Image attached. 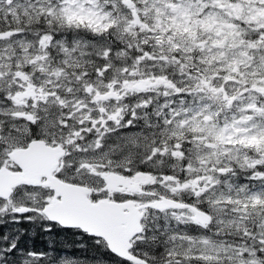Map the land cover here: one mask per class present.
Returning a JSON list of instances; mask_svg holds the SVG:
<instances>
[{"label": "snow or ice", "instance_id": "1", "mask_svg": "<svg viewBox=\"0 0 264 264\" xmlns=\"http://www.w3.org/2000/svg\"><path fill=\"white\" fill-rule=\"evenodd\" d=\"M0 264H264V0H0Z\"/></svg>", "mask_w": 264, "mask_h": 264}, {"label": "trees", "instance_id": "2", "mask_svg": "<svg viewBox=\"0 0 264 264\" xmlns=\"http://www.w3.org/2000/svg\"><path fill=\"white\" fill-rule=\"evenodd\" d=\"M46 241H47L46 237H36L34 239V241H32V242H34L37 245V247H42V246H44Z\"/></svg>", "mask_w": 264, "mask_h": 264}]
</instances>
